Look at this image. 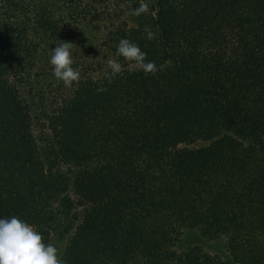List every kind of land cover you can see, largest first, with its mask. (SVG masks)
<instances>
[{
  "label": "trees",
  "instance_id": "trees-1",
  "mask_svg": "<svg viewBox=\"0 0 264 264\" xmlns=\"http://www.w3.org/2000/svg\"><path fill=\"white\" fill-rule=\"evenodd\" d=\"M121 38L155 74L117 55ZM62 40L80 79L48 89L37 65ZM13 215L66 239L65 264H229L175 250L186 228L264 264V0H0Z\"/></svg>",
  "mask_w": 264,
  "mask_h": 264
},
{
  "label": "clouds",
  "instance_id": "clouds-1",
  "mask_svg": "<svg viewBox=\"0 0 264 264\" xmlns=\"http://www.w3.org/2000/svg\"><path fill=\"white\" fill-rule=\"evenodd\" d=\"M145 11L146 6L141 4L131 14L139 16ZM145 32L147 39L155 37V33L150 29H145ZM72 44L64 40L56 43L49 60L53 66V76L65 86H71L80 79V72L73 67ZM116 51L117 55L126 61L139 65L146 75L155 74L158 70L154 61L146 59L147 53L127 38L120 39ZM108 66L110 71L105 72V77L110 82L112 77L120 73L121 65L117 61L109 60ZM0 264H65V262L59 255L58 247L52 242L45 243L35 225L13 215L0 218Z\"/></svg>",
  "mask_w": 264,
  "mask_h": 264
},
{
  "label": "rangeland",
  "instance_id": "rangeland-1",
  "mask_svg": "<svg viewBox=\"0 0 264 264\" xmlns=\"http://www.w3.org/2000/svg\"><path fill=\"white\" fill-rule=\"evenodd\" d=\"M50 57L44 56L40 62H38V68L41 69L42 78L44 79L45 85L48 89H55L59 87L62 81L57 80L52 74L53 66L49 63ZM63 84V83H62ZM59 249V255L64 261V254L67 246V240L53 236L51 241ZM198 246L202 250L211 255L221 259L229 264L236 263L230 255L227 248V239L225 237H220L216 239H209L204 237L199 231L194 229H184L183 234L178 242H176L174 248L178 252L185 251L188 248Z\"/></svg>",
  "mask_w": 264,
  "mask_h": 264
}]
</instances>
